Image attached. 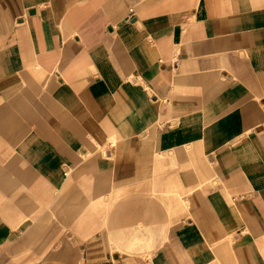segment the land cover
I'll return each instance as SVG.
<instances>
[{
    "label": "crops",
    "instance_id": "1",
    "mask_svg": "<svg viewBox=\"0 0 264 264\" xmlns=\"http://www.w3.org/2000/svg\"><path fill=\"white\" fill-rule=\"evenodd\" d=\"M0 264H264V0H0Z\"/></svg>",
    "mask_w": 264,
    "mask_h": 264
},
{
    "label": "built area",
    "instance_id": "2",
    "mask_svg": "<svg viewBox=\"0 0 264 264\" xmlns=\"http://www.w3.org/2000/svg\"><path fill=\"white\" fill-rule=\"evenodd\" d=\"M128 11H129V15L128 16L131 17V15H132V7H130Z\"/></svg>",
    "mask_w": 264,
    "mask_h": 264
}]
</instances>
